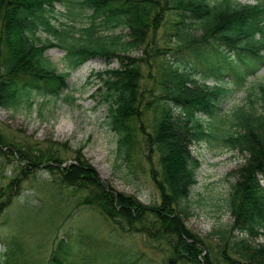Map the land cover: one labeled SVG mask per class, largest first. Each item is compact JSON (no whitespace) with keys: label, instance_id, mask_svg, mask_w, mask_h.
Returning <instances> with one entry per match:
<instances>
[{"label":"trees","instance_id":"16d2710c","mask_svg":"<svg viewBox=\"0 0 264 264\" xmlns=\"http://www.w3.org/2000/svg\"><path fill=\"white\" fill-rule=\"evenodd\" d=\"M239 1L0 0V108L22 103L30 108L34 94L58 97L67 88L70 71L92 57L115 56L117 66L94 72L100 82L96 93L107 105L108 122L117 134V159L134 169L148 167L159 200L144 203L111 188L80 149L67 156V144L31 143L1 134L0 163L10 159L16 174L5 183L0 179V196L12 197L28 177L19 174L42 166L57 184L84 191L80 204L97 209L107 223L171 246L173 255L165 264H264V242L251 241L264 237V109L255 107L260 103L264 108V77L248 86V107L223 110L224 102L264 68V0ZM56 3L70 11L60 25L63 11ZM81 19L86 20L84 27L71 25ZM163 19L161 27L175 38V46L158 45L149 52L156 22ZM116 28L121 31L115 33ZM51 45L65 49L61 71L45 56ZM134 50H140L139 56L129 55ZM147 73L158 93L141 83ZM143 106L151 113L149 130ZM202 143L244 153L227 192L233 219L229 229L239 235L228 240L222 231L224 241L215 247L220 249L216 255L185 224L192 215L198 167L190 146ZM110 231L111 240L84 244L91 250L83 252L80 264H145L143 254L130 252L115 239L117 230ZM17 252L10 245L0 264L15 263ZM71 255L63 235L46 264H73Z\"/></svg>","mask_w":264,"mask_h":264},{"label":"rangeland","instance_id":"374dc122","mask_svg":"<svg viewBox=\"0 0 264 264\" xmlns=\"http://www.w3.org/2000/svg\"><path fill=\"white\" fill-rule=\"evenodd\" d=\"M56 9L63 11V15L57 21L58 25L60 22L65 23L69 9L65 6L62 8L59 3L56 4ZM73 24L82 28L86 25V20L81 19ZM162 24L164 19L156 22L155 43L149 46L147 49L149 52H152V47L158 45L175 46V38H169L162 29ZM62 26L66 27V25ZM120 31V28L115 29V33ZM126 32V29L122 30L123 35ZM192 32L199 33L194 30ZM41 36L44 37V34ZM150 36L151 33L149 39ZM139 51L134 50L129 55L139 56ZM63 55L64 50L57 45L49 46L45 52V56L58 70L63 68L61 60ZM107 66H117V58L112 56L107 60L100 56L92 57L69 74L68 87L60 96L44 97L34 94L32 95L34 102L30 108L24 103L15 107L16 109L0 108V134L5 139L12 136L14 140H28L31 143L39 141L48 144L55 141L67 144L65 147L69 149L66 152L67 156L71 155V149H80L84 159L108 186L135 195L144 203L157 201L159 194L148 167L147 171L134 169L129 162L117 159V136L108 123L107 105L100 101L99 94H95L99 82L94 72L103 70ZM263 77L264 68L249 77L245 88H241L224 102L223 110L231 112L238 106L248 107L247 88ZM141 83L143 86L147 85L152 92L154 90V93H158V88H155L153 79L149 78L148 73L147 79L145 77ZM255 107L257 111L264 109L260 103H256ZM148 110L143 106L141 111L147 130L151 129V113ZM58 147L60 150L64 149L55 145V148ZM190 148L198 160V167L196 183L191 192L192 215L185 224L203 238L205 246H212L214 249H211V252L216 255L220 249L215 247H220L224 241L220 237L222 231H226L224 235L228 240H231L233 235H239L237 231L229 229L233 219L227 207V192L230 182H234L235 179L232 177V170L244 162V153L211 147L203 143L193 144ZM135 159L138 161L137 158ZM14 167L10 159H3L0 163L2 183L9 181L8 177L16 174ZM28 171L27 174H19L21 178L28 177L22 180L20 188L12 197L0 196V200H3L0 212V260L11 245L18 251L16 264H46L52 249L57 246L61 236L65 235L72 252L70 261L73 264H80L79 258L83 257V252L91 250L90 247L84 249L86 248L84 244L89 243L90 246L95 242L96 246L99 242L111 240L113 237L111 229L117 230L115 239L125 245L130 252L143 254L142 262L145 264L147 261L148 264H165V260L173 255L171 246L162 240L146 239L138 233L119 229L113 222L107 223L97 209L80 204V200L85 195L84 191L57 184L54 180L55 176L44 167L35 166ZM260 183L264 187V176L261 177ZM251 241L264 242V237ZM204 253L205 250H202L200 255Z\"/></svg>","mask_w":264,"mask_h":264},{"label":"bare ground","instance_id":"6f19581e","mask_svg":"<svg viewBox=\"0 0 264 264\" xmlns=\"http://www.w3.org/2000/svg\"><path fill=\"white\" fill-rule=\"evenodd\" d=\"M62 124H60V126H61Z\"/></svg>","mask_w":264,"mask_h":264}]
</instances>
